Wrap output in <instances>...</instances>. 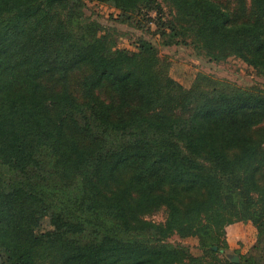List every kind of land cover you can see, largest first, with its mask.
<instances>
[{
	"label": "trees",
	"instance_id": "16d2710c",
	"mask_svg": "<svg viewBox=\"0 0 264 264\" xmlns=\"http://www.w3.org/2000/svg\"><path fill=\"white\" fill-rule=\"evenodd\" d=\"M98 1L121 21L154 9L164 45L186 42L178 37L189 16L210 59L235 55L264 73V0H163L167 23L158 0ZM84 3L0 0V264H263L264 89L184 86L149 39L130 51L96 35ZM110 133L121 141L101 153ZM196 157L237 175L257 230L239 260L220 248L243 213ZM45 166L63 180L92 170L87 214L50 211L26 174ZM161 207L162 220L145 217ZM173 234L197 236L201 252Z\"/></svg>",
	"mask_w": 264,
	"mask_h": 264
},
{
	"label": "rangeland",
	"instance_id": "374dc122",
	"mask_svg": "<svg viewBox=\"0 0 264 264\" xmlns=\"http://www.w3.org/2000/svg\"><path fill=\"white\" fill-rule=\"evenodd\" d=\"M84 2L82 7L84 15L96 20L99 24L96 26V30H93L96 35L107 31L113 35L118 46L126 47L130 51L135 49V43L139 36L149 39L158 47L161 58L168 62L169 74L184 86L198 84L214 92H226L238 87L264 89V73L257 71L240 57L229 55L219 61L210 59L199 44L197 23L189 16L181 20L180 30L185 33L180 34L182 37H178L181 40L184 38L183 40L186 42L164 45L161 43L162 39L157 33V26L154 23L156 15L154 9L148 10V13L135 14L126 21H121L118 10L109 3L98 0H84ZM158 2L162 7V20L167 23L171 18L169 12L172 6L163 0H158ZM168 137L179 145L183 153L189 154L184 139L178 138L174 134L168 135ZM120 141L121 137L117 133H110L107 142L101 145L100 152L114 151ZM196 159L218 176L226 200L233 204L239 213H243V198L239 194L236 183L237 175L222 172L212 161L199 157ZM91 172L92 170H87L73 180H63L51 172L47 166L42 170H29L26 174L30 179L34 178L45 193L50 204V211H57L68 218L75 219L81 214L88 213L86 208L89 203L87 178ZM164 215V209L161 207L146 214L145 217L158 221L162 220ZM239 217L226 225L225 237L228 245L221 247V253L229 259L233 256L237 260L241 259L242 254L249 251L256 240L257 230L251 218L246 213L240 214ZM48 227L49 213L42 218L39 229L44 230ZM168 239L187 245L194 254L201 252L197 236L180 237L173 234Z\"/></svg>",
	"mask_w": 264,
	"mask_h": 264
},
{
	"label": "water",
	"instance_id": "95a60500",
	"mask_svg": "<svg viewBox=\"0 0 264 264\" xmlns=\"http://www.w3.org/2000/svg\"><path fill=\"white\" fill-rule=\"evenodd\" d=\"M214 248H216V246L214 245L213 246ZM222 248H220V250H221ZM231 260H237V258L235 257V256H233L232 258H231Z\"/></svg>",
	"mask_w": 264,
	"mask_h": 264
}]
</instances>
